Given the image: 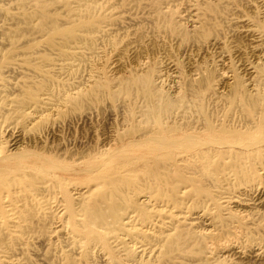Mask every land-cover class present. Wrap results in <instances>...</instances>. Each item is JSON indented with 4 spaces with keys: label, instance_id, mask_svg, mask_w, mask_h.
Here are the masks:
<instances>
[{
    "label": "bare ground",
    "instance_id": "obj_1",
    "mask_svg": "<svg viewBox=\"0 0 264 264\" xmlns=\"http://www.w3.org/2000/svg\"><path fill=\"white\" fill-rule=\"evenodd\" d=\"M201 3L203 6L202 7L203 12L201 13L199 8L195 9L196 20H194L191 29L186 28L183 25V22L180 20V18H178L171 11L163 10L161 6L157 3L152 4L153 7L152 22L154 23V25L159 30L167 31V33H170L172 36L175 34L178 36L181 35L182 39L187 43H192V45L193 43L194 44L196 43L197 47H199L198 51L199 52L200 50L202 51V55L198 51H197L198 53L196 52L193 53V54L196 53L195 55L198 57L199 55L203 57L210 56L209 53L212 52L210 51L212 50V48L218 49L221 47L223 48L227 45V43L225 41H222L221 37L219 36V33L221 31L218 28V26L220 25L219 23H217L218 20L212 18L211 17L212 15L210 16L209 14V13H213L215 15H218V19H220L219 14L225 12L226 6L224 7L223 5L215 3L212 0H202ZM245 5L246 4H244V8ZM248 5L249 8L251 9L256 8L252 4H248ZM110 7H112L110 4L106 2L100 3L99 0H22L21 3H19V8L21 9L20 12L18 13V15L16 12L17 16H13V17L17 20L18 23H24L25 27L22 28V33L24 35L28 33L39 34L40 37H42V39L36 40L24 36V38L20 40L19 35H14V34L4 35V33H3L4 37L0 38V48H5L6 46L11 47L7 52H4L2 51V49H0V79L6 74H14L18 72H19L18 74H20L21 76L22 74L24 75L27 74L34 76L36 78L34 80L31 79L32 81L22 83L23 85L19 89V92H17L18 94L16 95V97L15 94L13 93L15 97V99L13 100L14 101L13 103H15L14 105L15 108L13 109L18 111V114H20L19 116L20 119L22 120V123L27 124L28 122L31 121L36 122L41 117V115L47 111L49 112L57 111V113L60 112L64 113L65 111L62 112L63 111L62 109L65 106H67L68 103L69 104L72 103L74 105L72 106L74 107V109L81 110L85 107L86 104H88L86 102L89 98L100 100L105 96L109 97L112 100L119 101L120 99L125 104L129 105L131 111L129 112L128 117L130 119L136 115L137 110H135V108H137L138 106L140 110V114L145 116L146 119L152 120L153 125L150 126V128L148 129H140L136 125L130 124L127 127V133H125L127 134L126 138L123 137L124 138L123 142H125L124 146L122 147L119 146L121 144L120 143L118 147L115 149H113L111 145H109L107 149L105 148V151L109 150V153L107 154L109 155V158H111L110 152L113 154L116 153L117 155L119 154L118 152H120L122 149L129 148L127 146H130V148L131 146L134 147L136 151H138V149L139 150L147 149L148 151L147 150L146 151L149 152V154H151V159L148 161L145 167V176L142 177L141 181L143 182V184L146 185V188L149 190L150 193L137 197V193H135V190H132L133 189L132 185L134 184V181H132V179H130L128 175L125 174L120 175L118 172L112 171V173L109 172L110 174L107 176L104 175L93 176L96 178H93L92 181L97 183L89 184V186L86 187L87 188L86 190L81 189L76 199L72 200L70 204L67 205L68 212L65 211L68 213L67 220H69V222L65 221L66 226L63 225V227L68 228V231L71 234L69 238L71 243L77 245L78 248L81 249L86 255H89L91 250L94 247L96 248L95 246L96 243L106 242V245L111 250L109 252L113 253V255L111 256L110 264H123V263L129 264V262H137L140 259H142V256H144V254L146 253L151 254L153 251H155L154 248H160L161 251L159 252V255L161 257L167 258L170 261H173L175 264H184L185 257L182 256L181 254L182 252H187V251L191 252L192 258L198 264H211V261L223 249L230 246V247H234L233 250L235 251V249H240L241 244L251 247L252 251L251 252L249 251L250 252L249 255L257 256L258 253L256 248L261 247L262 240L261 239L258 240V238L255 239L252 236V231L246 230V226L250 224H254L250 219L252 218L254 219L255 215L253 214V216H250L249 218V214L245 213L246 211H249L248 209L252 211L253 210L251 209L252 207L251 208L249 207L247 210L245 209L246 211L244 210V212L240 211L241 209L238 211L237 208L233 210L232 207H230L228 209L230 210L229 215L227 217L220 216L219 221L217 222L214 221L215 217L210 218L211 214L209 215V218H207V216H205V211L203 209L202 211H198V212L194 211L193 214H196L195 219H198L201 222L203 221L205 222V224L208 223V225H210L208 227H211L212 225L220 224L221 226H224L227 229H229L228 232L230 235L236 237V240L235 238L233 240L232 236L227 235L231 237V238L228 237L229 240L228 238L225 237V239L228 241L225 240L226 242H222V241L219 242L218 240L221 239L220 238L221 236L219 237L217 233V237H218L217 241L219 243L216 240L215 242H213L216 236L217 229L216 231H214L215 229L205 230L206 227L203 225L204 230L200 229L198 231V230H194L193 228L181 225L180 223L177 222L167 223L163 219H158L154 217L159 216V213H157V211L168 210L167 208L170 207L169 205L170 201L174 204V206L178 207L182 203H184L186 198H189L190 200H192L193 206L206 207L205 201L209 199L208 197L209 192L207 191V189H205L203 180H205L208 176L210 179L209 181H211L212 183L218 182L220 178L219 174L227 173V171L232 172L235 179H237L238 183L245 184L250 190L258 192L257 195L259 194L258 197L260 199L258 204L259 207L263 209L261 215H264V188L258 187L259 184L261 183L260 179L263 176V174L260 172V169L261 166L264 165V46L261 49L258 48L259 45H262L264 43V18H260L259 22H257V26L260 29L257 32L256 30H254V24L251 22V20H246L245 22L240 21L243 24L242 26L245 27V29L242 30V32L238 31L240 34L237 33V35H240L241 38L244 39L246 38L245 42H247L248 40L249 43L248 45L244 43H240L238 46L232 45L233 46L232 48H234L233 50H235V55L238 57V60L242 62L241 66L243 67L244 73H246L247 78H245L243 72L239 70L241 66L240 68H237L238 67L237 65L235 69H232V71H230L232 73L230 75L229 74L227 75L226 73H228L227 71L229 69L225 73L224 70H222L223 67L221 68L219 65L218 66L220 68H217L214 64L213 65L210 64L211 66L209 65V67H207L206 66L207 62L205 61L207 58L206 59L204 58V61L206 62L205 66H202L200 61L199 65L202 66V68L200 67L201 69L196 68V66L199 67V65H196L194 68H192L189 66L190 64L189 63L187 65L190 68L186 69L187 73L186 72L184 73V69L182 70V68L179 66V63L177 62V61L180 62V60L177 59L176 61V58L180 57V56L177 57L178 54L180 55L179 53L180 50L178 51V49L176 48L177 49V50L175 49L176 51H171L170 49L172 48L169 47V49H165L166 51H164V53L167 52L166 54L167 56L165 55L166 58L163 57L165 59L163 60L165 64L164 66L166 67L172 66L175 69H178V73H181L182 75L187 74V87L185 89L186 92H188V94L178 97L173 95L174 93L164 94L163 86L159 82V79L163 78L162 72L165 68L161 65V63L163 62H160L159 64L157 60L151 59L150 57L153 54H151L150 57L147 56L150 47H145V46L138 47L140 46V41H139L137 47H131L130 43L131 44L133 43L127 42L125 44L123 43L124 45L119 46L115 49L116 54L114 60L112 59L113 60L112 68L116 72L113 74H109L110 72L108 70L102 69L101 66H100L101 68L97 67L95 68V70L93 71L91 70L92 73L90 75L88 74L89 75L88 81L86 80L88 82L87 85L82 86L81 84L78 87H76V90L70 89L69 88L70 86L67 88V85L63 83L56 82V80L54 79L55 77L58 78L60 76L67 75L71 70H73L75 66H77V64H79L84 59H86V57H89L90 59L91 57H96L97 55H100V48H101L100 43L115 44L117 42L114 35L115 30L112 26H116L118 23L116 22V20H114L113 14L107 11V9H109ZM256 13L258 14V11ZM255 16L257 15L255 14ZM2 17L4 18V16ZM191 22L190 25L192 24ZM3 31H5V29ZM234 36L236 35L234 34ZM236 38L237 40H242V39H238L240 37H236ZM155 40L156 39H154V41ZM160 42L161 40L159 41V43ZM233 42L235 43V41ZM155 43L153 44V46L156 49ZM237 43H239V41ZM163 44L166 45L164 42ZM163 44L161 43L162 47H164ZM189 46H191V44H189ZM186 47L188 46H186L185 43V48ZM19 50H21V52H19ZM215 50L214 52L217 51L220 52V50L217 51ZM184 51L183 54L185 53ZM188 52L191 54V51L188 50ZM211 54L213 55V53ZM248 54L253 59L251 63H249L247 60L248 58H246ZM20 55L25 57L19 58ZM215 55H217V53ZM191 58L192 57L189 56L187 59L186 58L185 59L191 60ZM219 58H221V55ZM224 58H226L227 60V57ZM229 58L230 57H228V63L229 60L231 59ZM126 59L127 60L130 59L131 61H133L134 65L131 70L128 71V69H126L128 72H125L124 74L120 75L119 73L121 71L123 72L125 71L124 69L126 67L125 65ZM209 59L210 58H208V60ZM211 59H214V57H212ZM226 60L224 61L226 62ZM197 62L198 61L194 63ZM90 63L93 62L91 61ZM233 65L231 67H233ZM168 69L166 68V70ZM224 69H226V67ZM173 70H172V74L174 73ZM180 86L178 88V92L181 91L182 86L181 87ZM168 88L170 87H167V89ZM183 90H184V85H183ZM3 92L5 91L3 90ZM6 93L11 94L8 92ZM224 95L231 96L230 97L231 108L225 111L212 109L209 103L204 102L205 100L212 102L213 99ZM2 99L4 98H1V100ZM5 105H7V103ZM88 105H86V107ZM28 109H32V111L30 112L29 110L28 112ZM67 111L69 110L67 109ZM52 116L53 115H51V117ZM12 120H14V118ZM45 122L46 121H44V123ZM7 124H10L9 120ZM52 124L49 125L47 124L46 130L48 132L52 130V126H51ZM18 125H20V123H18ZM15 129H17V127ZM8 130L1 129L0 127V222L6 224L8 229L11 231L12 227L16 223L15 221L16 218L19 219L24 218L27 220V218L34 215L35 210H30L31 208L28 209L27 205H35L39 203L38 201L40 198L39 197L40 193L46 192L50 189L52 183L54 182V178L52 177L53 176L52 172H50L54 164L52 163L53 159L49 164L50 160H48L46 156L42 155L40 151H39L40 153L36 150L34 151L32 147H31L32 149L31 151L29 149L27 150L26 144L24 145V141L21 140L20 138L9 139V136L12 134L7 135V133H9ZM28 138L29 136L26 139ZM34 138L36 144L37 143L40 144L41 138L38 135L35 136ZM34 138H32V140ZM48 139H50V136ZM64 140H63V144H64ZM55 141L57 142V139ZM107 141L106 144L108 145L109 141L108 142ZM9 142L10 145H8ZM49 142L50 141L48 140V144ZM31 145H33V142ZM44 145L47 147V142ZM44 145L43 146L41 145L42 148L44 147ZM65 145L66 143L62 146ZM115 145L114 147L117 146ZM64 149L63 151H65ZM74 151L75 150L71 152ZM75 152L77 153V150ZM79 152L82 151L80 150ZM64 153H66V151ZM127 153L124 152V154ZM68 155L69 154H67V156ZM128 155H130V153ZM102 157L100 156V158L104 159V156ZM101 161L104 162L103 160ZM101 161L97 163L100 166L102 163ZM47 162L50 167L45 166ZM56 164L58 167V165H60L61 163L58 164L56 162ZM70 165L73 166L74 164H70ZM72 166H70V168ZM57 167L55 166L53 168H57ZM60 167L64 168V165L63 166L60 165ZM91 167H93V165H91ZM95 167L97 168V165ZM65 168L67 167L65 166ZM76 168H78L77 170H80L79 166ZM86 169L87 168L85 167V170L84 168L81 170L86 171ZM53 171H55V169H53ZM68 171L69 170H67V174ZM76 173L74 172V174ZM46 177L47 179H45ZM101 181H105L106 183V188L102 190L98 189V186L101 183ZM190 185L193 186L195 185V187H197L198 189V190L196 189L197 192L188 193L184 195L185 189L188 188V186ZM64 189L67 190L68 188L66 187ZM62 190L63 188L61 189V191ZM74 190H77V188ZM67 195L69 196V194ZM233 204L236 203L234 202ZM230 206H231V202H230ZM244 206H240L239 208L241 207L245 208L246 206L245 207ZM153 209H157V210L154 211ZM14 211L19 212L18 214L19 217L14 216L13 214ZM133 213L139 214L138 220L140 221V223H142L140 224V227L139 224L137 225L136 222L134 223L135 219L133 220L134 217ZM257 214L258 212L256 213V215ZM163 217H165V215H163ZM257 218H259L260 221V215H258ZM236 220H237V224H235ZM147 222L148 225H146ZM30 226L28 227L25 226V227L26 229H28ZM32 228L34 227L32 226ZM29 229H31V227ZM223 230L225 231V229ZM263 230L261 229V231ZM49 231L51 230L49 229ZM209 238H213L212 239L213 241L211 239H210L211 241H207V239L209 240ZM237 240L240 242H238ZM111 242H115L117 244L114 245ZM237 243L240 245L236 246ZM137 245L139 246L140 250L139 249L137 250L138 248L136 247ZM116 247H119L120 250L116 251L115 249ZM1 248L3 250L0 251V264H22L17 257L19 254H23V250L20 248L17 249L16 247H15L16 249H14V244H12L9 241H6L5 237H3L0 233V249ZM59 250H61V248ZM175 250L178 251L179 253L170 254ZM225 252L226 250L224 251V253ZM114 254L121 255V258L116 257V255ZM239 254L243 256L242 258H244V255L247 256V254L243 253V251L240 252ZM259 254H261V252ZM64 258H65V264H76L75 260L71 256L65 255ZM80 263H82L81 259H80ZM32 264H43V263L37 260Z\"/></svg>",
    "mask_w": 264,
    "mask_h": 264
},
{
    "label": "rangeland",
    "instance_id": "obj_2",
    "mask_svg": "<svg viewBox=\"0 0 264 264\" xmlns=\"http://www.w3.org/2000/svg\"><path fill=\"white\" fill-rule=\"evenodd\" d=\"M19 1V2H18ZM22 0H0V38L4 37V35L7 34H14V35H19L20 36V40H22L25 37H29L30 39H36V40H41L42 37H40L39 34H23L22 33V28L25 27L24 23H18L17 20L13 17V16H17L18 13L20 12V8H19V3H21ZM139 1V2H137ZM198 1V2H197ZM215 3L221 4L225 7V12L219 14L220 19H218V15H215L213 13H209L210 16L216 20H218L217 23H219L220 25L218 26V28L220 29V33L219 36L221 37L222 41H225L227 43V45L225 47H221V48H212L211 53H213V55L211 53H209L210 56H201L202 55V51L200 50V52L198 51L199 47H197V44L193 43H187L182 39L181 35H171L170 33H167V31H163V30H159L154 23L152 22V18H153V7L152 4H159L161 6V8L163 10L166 11H171L172 13H174L178 18H180V20L183 22V25L186 28L191 29L194 23V20H196L195 17V9L199 8V10L201 11V13L203 12L202 9V0H99L100 3H108L110 4L112 7H110L109 9H107V11L111 14H113V18L114 20H116V22L118 23L116 26H112L114 28V35H115V39L117 40V42L115 44H111V43H100V55H97L96 57H91L89 59V57H86V59H84L82 62H80L79 64H77V66H75L73 68V70H71L67 75H63L60 77H55L54 79L56 80V82H60L63 83L65 85H67V88L69 87L72 90H76V87H78L79 85L82 84V86L87 85V81L89 78V75L92 73L93 70H95V68L97 67H102V69L104 70H108L110 73L109 74H113L116 71L113 70L112 66H113V60L115 58V54H116V48L119 46L124 45L127 42H132L133 44L130 43L131 47H137V45L139 44L140 41V46H145V47H150V50L148 51L147 56L150 57L151 54H153V58L152 56L150 57L153 60H157V62H163V60H165L164 58H166V54L167 52L164 53V51H166L165 49H169L170 48H174L173 50L170 49L171 51H176L178 49L180 55L178 54V56H180L179 58H176L180 60L177 61L179 63V66L182 68V70L184 69V73L187 71L186 69H189L190 67L194 68L196 65L200 64L201 61V65L205 66L206 62V66L209 67V65H215L217 68H222V70H224V72L226 73V71L228 73H226L227 75L231 74L232 69H235V67L240 68V66L242 65V62H240L238 60V57L235 55V50H233L234 48H232L234 46H238L240 43H244L248 45V40L246 41V38H241L239 32H242V30L245 29V27H243L241 22H245L246 20H251V22L254 24V30L259 31L260 29L257 26V22H259L260 18H264V0H212ZM226 1V2H224ZM241 1V2H239ZM249 1V2H248ZM259 1V2H257ZM3 2V3H2ZM8 2V3H7ZM5 3V4H4ZM259 3V4H258ZM148 4V5H147ZM244 4H246L249 8L248 4H252L253 6H255V9H251V8H247V6L245 5L244 8ZM136 5V6H135ZM145 5V6H144ZM199 5V6H198ZM258 5V7H257ZM263 7H262V6ZM7 6V7H5ZM16 6V7H14ZM147 6V7H146ZM3 7V8H2ZM7 8V9H6ZM16 8V9H15ZM137 8V9H136ZM247 8V9H246ZM142 9V10H141ZM144 9V10H143ZM231 9V10H230ZM3 10V12H2ZM6 10V11H5ZM123 10V11H122ZM136 10V11H135ZM146 10V11H145ZM148 10V11H147ZM152 10V11H150ZM252 10V11H251ZM135 11V12H134ZM239 11V12H238ZM254 11V13H253ZM258 11V14L256 13ZM2 12V13H1ZM5 12V13H4ZM13 12V13H12ZM17 12V15H16ZM140 12V13H139ZM145 12V13H144ZM234 13V14H233ZM237 13V14H235ZM263 13V14H261ZM3 14V15H2ZM249 14V15H248ZM255 14L257 16H255ZM192 15V16H191ZM214 15V16H213ZM254 15V16H253ZM4 16V18L2 17ZM194 16V17H193ZM189 17V18H188ZM225 17V18H223ZM247 17V18H246ZM133 18V19H132ZM151 18V19H150ZM236 18V19H235ZM254 18V19H253ZM2 19V20H1ZM9 19V20H7ZM256 19V20H255ZM15 20V21H14ZM125 20V21H124ZM150 20V21H148ZM189 20V23H188ZM6 21V22H5ZM192 21V22H191ZM241 21V22H240ZM15 22V24H14ZM129 22V23H128ZM190 22L192 23L190 25ZM133 23V24H132ZM233 25H232V24ZM237 23V24H236ZM125 24V25H124ZM135 24V25H134ZM188 24V25H187ZM241 24V25H239ZM256 24V26H255ZM19 26V27H18ZM122 26V27H121ZM190 26V27H189ZM231 26V27H230ZM240 26V27H239ZM110 27V26H108ZM243 27V28H242ZM2 28V29H1ZM116 28V29H115ZM131 28V29H130ZM240 28V29H239ZM5 29V31H3ZM12 29V30H11ZM233 29V30H232ZM9 30V31H8ZM15 30V31H14ZM117 30V31H116ZM139 30V32H138ZM230 30V31H229ZM232 30V31H231ZM237 32H236V31ZM2 31V32H1ZM18 31V33H17ZM145 31V32H144ZM239 31V32H238ZM8 32V33H7ZM125 32V33H124ZM142 32V33H140ZM144 32V34H143ZM234 32V33H233ZM4 33V35H3ZM22 33V34H21ZM132 33V34H131ZM146 33V34H145ZM223 33V34H222ZM232 33V34H231ZM222 34V35H221ZM234 34L236 36H234ZM142 35V36H141ZM225 35V36H224ZM23 36V37H22ZM141 36V37H140ZM234 36V38H233ZM230 37V38H229ZM236 37H240L238 39H242V40H237ZM134 38V39H133ZM138 38V39H135ZM151 40H150V39ZM156 39L154 41V39ZM149 39V40H148ZM236 39V40H235ZM135 42H133V41ZM144 40V41H143ZM147 42H146V41ZM161 40V42L159 43V41ZM166 42H165V41ZM228 40V41H227ZM184 41V42H183ZM235 41V43L233 42ZM239 41V43H237ZM242 41V42H241ZM143 42V45H142ZM149 42V43H148ZM156 42V43H155ZM163 42L166 44L164 45ZM233 44H231V43ZM124 43V44H123ZM146 43V44H145ZM155 43L156 49L154 48L153 44ZM159 43V44H157ZM161 43L163 44L164 47H162ZM169 43V44H168ZM185 43H186V47L185 48ZM104 44V45H103ZM136 44V45H135ZM173 44V45H171ZM189 44H191V46H189ZM230 46H229V45ZM237 44V45H235ZM133 45V46H132ZM149 45V46H148ZM151 45V46H150ZM195 45V46H194ZM105 46V47H104ZM174 46V47H173ZM262 46V47H261ZM264 43L262 45H259V49L263 48ZM111 47V48H110ZM113 47V48H112ZM154 49H153V48ZM159 47V49H158ZM162 47V48H161ZM167 47V48H165ZM191 47V48H190ZM195 47V48H194ZM11 47L6 46L5 48H0L2 49V51L7 52ZM164 48V49H163ZM177 48V49H176ZM180 48V49H179ZM189 48V49H187ZM227 48V50H226ZM105 49V50H104ZM176 49V50H175ZM187 51H186V50ZM197 49V50H195ZM216 49V50H215ZM103 54H102V51ZM113 50V51H112ZM153 50V51H152ZM156 50V53H155ZM158 50V51H157ZM182 50V51H181ZM185 50V51H184ZM191 51V54L188 52ZM217 50V52H214ZM224 50V51H223ZM163 51V52H162ZM183 51L186 53L183 54ZM201 53V55L196 56V53ZM226 51V52H225ZM228 51V53H227ZM19 52H21V50H19ZM152 52V53H151ZM194 52H196L195 54H193ZM219 52V53H218ZM225 52V53H222ZM234 54H233V53ZM163 53V54H162ZM217 53V55H215ZM102 54V55H101ZM107 54V55H106ZM155 54V55H154ZM183 54V55H182ZM225 54V56H224ZM231 54V55H230ZM233 54V55H232ZM166 55V56H165ZM188 55V56H187ZM212 55V56H211ZM221 55V58H219ZM223 55V56H222ZM229 55V56H228ZM235 55V56H234ZM105 56V57H104ZM187 59L189 56H191L193 58H191V60H186L184 57ZM25 56L20 55L19 58H23ZM101 59H99V58ZM104 57V59H103ZM164 57V58H163ZM212 57H214V59L218 62H216L214 59H211ZM227 57V60L226 58ZM228 57H230L229 59V63H228ZM94 58V59H92ZM155 58V59H154ZM184 58V59H183ZM203 58V61H202ZM204 58L206 59L204 61ZM208 58H210L208 60ZM233 58V59H232ZM248 58V62L251 63L252 62V58L251 56L248 54L247 57ZM88 59V60H87ZM113 59V60H112ZM160 59V60H158ZM201 59V60H199ZM102 60V61H101ZM108 60V62H107ZM112 60V61H111ZM183 60V61H182ZM214 60V61H213ZM221 60V61H220ZM226 60V62L224 61ZM232 60V61H231ZM238 60V62H237ZM93 63H90V62ZM130 59H126V67H125V71H121L119 74H124L125 72H128L129 70L132 69L134 63L133 61H131L130 64ZM188 61V62H186ZM198 61L197 63H194ZM211 61V62H210ZM225 63H224V62ZM89 62V64H88ZM99 62V64H98ZM193 62V64H192ZM220 62V63H219ZM223 62V63H222ZM236 62V64H235ZM255 62V61H254ZM86 65H84V64ZM128 63V64H127ZM190 63V64H189ZM209 63V64H208ZM235 65H233V64ZM96 64V65H95ZM111 64V65H110ZM189 64V66L187 65ZM80 65V66H79ZM161 65L164 68L162 75L163 78L159 79V82L162 84L163 86V91L164 94H173L175 96H184L187 95L188 92H186V87H187V74L186 75H182L181 73H178V69H175L174 67H166L164 66V62L161 63ZM193 65V66H192ZM199 65L196 66V68L201 69L202 66ZM210 65V66H211ZM220 67H219V66ZM222 65V66H221ZM225 65V66H223ZM230 67H229V66ZM233 65V67H231ZM186 66V67H185ZM228 66V67H227ZM251 66V65H250ZM86 67V68H85ZM94 67V68H93ZM100 67V68H101ZM104 67V68H103ZM201 67V68H200ZM226 67V69H224ZM91 68V69H90ZM166 68H170V69H174V73L172 74V70L168 69L166 70ZM231 68V69H230ZM89 71H88V70ZM128 69V71L126 70ZM92 70V71H91ZM241 72H243L244 77L247 78L246 73H244V69L241 66V68L239 69ZM83 71V72H82ZM168 73H166V72ZM177 71V72H176ZM82 72V73H81ZM112 72V73H111ZM19 73V72H18ZM18 73H14V74H6L5 76H3L0 79V124H1V129H9L10 127V131L8 130L9 133H7V135L9 136V139H21L24 141V145L26 144V148L27 150L29 149L30 151L33 149L34 151H40L42 155L46 156L48 158L49 164L51 163L52 159V163L54 164L53 167H57V164H60L61 166L64 165L67 168H63L60 167V165H58L57 168H53L50 172H52V177L54 178V182L52 183L50 189L46 192H42L40 193V198H39V203L35 204V205H27V208L30 210H35V213L33 216L24 219V218H16V223L15 225L12 227V230L10 231L7 227L6 224L0 222V233L3 237H5L6 241L11 242L12 244H14V249H22L23 250V254H19L18 255V259L22 264H32L35 261L39 260V262H42L43 264H65V255H69L71 256L76 264L78 262V264H83L84 262L86 264H110V260H111V256L113 255V253L109 252L111 251L110 248L106 245V242H98L95 244L96 248L94 247L89 255H86L81 249L78 248L77 245H74L73 243H71L70 241V233L68 231V228L63 227L66 226V222L67 217H68V207L67 205L70 204V202L74 199H76L77 195L79 194V191L81 189L86 190L89 186V184L92 183H97L92 181L93 176L96 175H104L107 176L110 173L113 172H118L120 175L121 174H125L128 175V177L130 179H132V181H134L133 189L135 190V193H137V197L142 196L144 194H149V190L146 188V185L143 184V182L141 181L142 177L145 176V167L148 163V161L151 159V154H149V152H147V149H138V151H136V149L134 147L131 146H127L130 148H124L122 149L120 152H118L119 154L116 155V153H111L110 152V157L109 155H107L109 153L108 151H105V148L107 149L109 147V145H111V147L113 149L117 148L118 145L119 146H124L125 142L124 138H126L127 134V127L131 124V125H136L138 128L140 129H148L150 128V126H152V120L146 119L145 116L140 114V110L139 107L137 106V108H135V110H137L136 115L133 118H129L128 114L131 111V108L129 105L125 104L122 100L119 99L118 100H112L109 97L105 96L103 98H101L100 100H95V99H91L89 98L87 100L86 105H88L86 107L78 110V109H74V106L72 103H68L67 106H65L62 110V112L64 113H57V111L54 112H44L47 114H42L41 117L36 121H31L28 122L27 124L22 123V120L20 119V114H18V111L14 110L13 108L15 103H13L16 95L18 94L17 92H19V89L21 88V86L23 85L22 83L25 82H29L32 81L34 79H36L34 76L31 75H27V74H22V76ZM80 73V74H79ZM187 73V72H186ZM75 74V75H74ZM89 74V75H88ZM167 74V75H165ZM177 74V75H176ZM8 75V76H7ZM12 75V76H11ZM165 75V76H164ZM171 75V76H170ZM11 76V78H10ZM19 76V77H18ZM173 76V77H172ZM180 76V77H179ZM16 77V78H14ZM72 77V78H71ZM167 77V78H166ZM177 77V78H175ZM185 77V79H184ZM18 78V79H17ZM169 78V80H168ZM172 80H171V79ZM180 78V79H179ZM27 79V80H25ZM32 79V80H31ZM38 79V78H37ZM59 79V80H58ZM82 79V80H81ZM175 79V81H174ZM183 79V80H182ZM8 80V81H7ZM17 80V81H16ZM24 80V81H23ZM58 80V81H57ZM87 80V81H86ZM167 80V81H166ZM181 80V81H179ZM19 81V82H18ZM22 81V82H21ZM171 81V83H170ZM175 82V83H174ZM184 82V83H183ZM84 83V84H83ZM169 84V85H168ZM3 85V86H2ZM14 85V86H13ZM181 87V91L178 92V88L179 86ZM183 85H184V90H183ZM16 86V87H15ZM178 86V87H177ZM4 87V88H3ZM74 87V88H73ZM167 87H170L167 89ZM2 89V90H1ZM6 89V90H5ZM166 89V90H165ZM177 89V90H176ZM3 90L5 92H3ZM10 90V91H9ZM13 90V91H12ZM18 90V91H17ZM183 90V91H182ZM169 91V93H168ZM177 91V92H176ZM2 92V94H1ZM11 93V94H7ZM171 92V93H170ZM185 92V93H184ZM6 95H5V94ZM13 93L15 94V97L13 95ZM5 95V96H4ZM8 95V96H7ZM13 95V96H12ZM3 96V97H2ZM222 97V98H221ZM230 97L229 95H224V96H219L218 98H215L211 101H204L206 103H209L212 109H218L219 111H225L229 108H231V101H230ZM1 98H4L1 100ZM8 98V99H6ZM6 99V100H5ZM10 100V101H7ZM93 100V101H92ZM5 101V103H4ZM114 103H113V102ZM10 102V103H9ZM12 102V103H11ZM90 102V103H89ZM2 103V104H1ZM4 105L7 103V105ZM223 103V104H222ZM10 104V105H9ZM3 105V106H2ZM92 107H91V106ZM112 105V106H111ZM7 106V107H6ZM223 106V107H222ZM225 106V107H224ZM228 106V107H227ZM6 107V108H5ZM9 107V108H8ZM69 107V108H68ZM219 107V108H218ZM12 108V109H11ZM28 108V107H26ZM7 109V110H6ZM67 109L69 111H67ZM89 109V110H88ZM122 109V110H121ZM124 109V110H123ZM32 111V109H28V112ZM71 110V111H70ZM6 111V112H5ZM88 111V112H87ZM112 111V112H111ZM114 111V112H113ZM125 111V112H124ZM9 112V113H8ZM14 112V113H13ZM17 112V113H16ZM70 112V114H69ZM75 112V113H74ZM78 112V113H77ZM6 113V114H5ZM56 115H55V114ZM84 113V114H83ZM11 114V115H10ZM61 114V115H60ZM65 114V115H64ZM90 114V115H89ZM3 115V116H2ZM14 115V116H13ZM45 117H44V116ZM48 115V116H47ZM51 115H53L51 117ZM72 115V117H71ZM6 116V117H5ZM11 116V118H10ZM19 116V117H18ZM139 116V117H138ZM4 117V118H3ZM17 117V118H15ZM60 117V119H59ZM65 117V119H64ZM14 118V120H12ZM50 118V119H49ZM52 118V119H51ZM67 118V119H66ZM3 119V120H2ZM6 119V120H5ZM11 119V122H10ZM16 119V120H15ZM54 119V120H53ZM72 119V120H71ZM133 119V120H132ZM135 119V120H134ZM9 120V123L11 124H7ZM20 120V121H19ZM51 120V121H50ZM53 120V121H52ZM65 120V121H64ZM16 121V122H15ZM18 121V122H17ZM44 121H46L44 123ZM67 121V122H66ZM76 121V122H75ZM134 121V122H133ZM144 121V122H143ZM54 122V123H53ZM71 122V123H70ZM17 123V124H16ZM18 123H20V125H18ZM32 123V124H31ZM35 123V124H34ZM52 124V132H48L46 130V126L47 124ZM60 123V124H59ZM70 123V124H69ZM77 123V124H76ZM120 123V124H119ZM141 123V124H140ZM8 127H7V125ZM34 124V125H33ZM42 124V125H41ZM68 124V125H66ZM126 124V126H125ZM41 125V126H40ZM65 125V126H64ZM70 125V126H69ZM20 126V127H19ZM30 126V128H29ZM40 126V127H39ZM61 126V127H60ZM67 126V127H66ZM7 127V128H6ZM13 127V128H12ZM17 127V129H15ZM28 127V128H27ZM45 127V128H44ZM71 127V128H70ZM143 127V128H142ZM41 128V129H40ZM54 128V129H53ZM15 129V130H14ZM25 129V130H24ZM31 129V130H30ZM33 129V130H32ZM43 129V130H42ZM57 129V130H56ZM63 129V130H62ZM68 129V130H67ZM121 129V130H120ZM39 132H38V131ZM46 130V131H45ZM61 130V131H60ZM114 130V132H113ZM24 131V132H23ZM34 131V132H33ZM37 131V132H36ZM59 131V132H58ZM12 132V133H10ZM15 132V134H14ZM22 132V133H21ZM36 132V133H35ZM41 132V133H40ZM57 132V133H56ZM24 133V135H23ZM43 133V135H42ZM52 133V134H51ZM56 135H55V134ZM60 133V134H59ZM118 133V134H117ZM21 134V135H20ZM29 134V135H28ZM32 134V135H30ZM36 134V135H35ZM40 134V135H39ZM112 134V135H111ZM122 134V137H121ZM125 134V135H124ZM34 135V136H33ZM39 136L41 139L40 144L35 142V136ZM50 136V139L49 136ZM53 135V136H52ZM55 135V136H54ZM60 135V136H59ZM29 136L28 139H26ZM34 138L32 140V138ZM63 138H62V137ZM112 136V137H110ZM115 136V137H114ZM23 139H22V138ZM48 137V138H47ZM52 137V138H51ZM55 137V138H53ZM118 137V138H117ZM124 137V138H123ZM31 138V140H30ZM65 138V140H64ZM57 139V142L55 141ZM62 139V140H61ZM113 139V140H112ZM118 139V140H117ZM44 140V141H43ZM48 140L50 141L48 144ZM59 140V141H58ZM63 140H64V144L66 143V147L62 146L63 144ZM109 142H108V141ZM30 144H29V142ZM52 141V143H51ZM104 141V142H103ZM106 141L109 143L108 145L106 144ZM33 142V145H31ZM35 142V143H34ZM47 142V147L44 145ZM100 142V144H99ZM28 143V144H27ZM44 143V144H43ZM55 143V144H54ZM59 143V144H58ZM61 143V144H60ZM123 143V144H122ZM36 144V145H35ZM53 144V146H52ZM102 144V145H101ZM113 144V145H112ZM117 146H116V145ZM8 145H10V142L8 143ZM28 145V146H27ZM44 145V147L42 148V146ZM55 145V146H54ZM61 145V146H60ZM114 145L116 147H114ZM30 146V148H29ZM38 146V149H37ZM49 146V147H48ZM52 146V147H51ZM103 146V147H102ZM32 147V149H31ZM36 147V148H35ZM46 147V149H45ZM58 147V149H57ZM63 147V148H62ZM25 148V149H26ZM42 148V149H41ZM48 148V150H47ZM56 148V149H55ZM65 148V149H64ZM95 148V149H94ZM104 148V149H103ZM111 148V149H112ZM55 149V150H54ZM62 149V150H61ZM63 149L66 151V153H64L65 151H63ZM128 149V150H127ZM135 149V150H134ZM73 150H77V153L71 152ZM82 152H79V151ZM85 150V151H84ZM88 150V151H87ZM142 150V151H141ZM147 150V151H146ZM68 151V152H67ZM93 151V152H92ZM99 151V152H98ZM146 151V152H145ZM39 152V153H40ZM86 154H85V153ZM89 152V153H88ZM122 152V153H121ZM129 152L130 155L124 154ZM45 153V154H44ZM49 153V154H46ZM71 153V154H70ZM79 153V154H78ZM138 153V154H137ZM66 154V155H65ZM67 154H69L67 156ZM74 154V155H73ZM77 154V155H76ZM84 154V156H83ZM113 154V155H112ZM48 155V156H47ZM62 155V156H61ZM112 155V156H111ZM73 156V158H72ZM81 156V157H80ZM100 156H104V159L100 158ZM126 156V157H125ZM50 157V159H49ZM69 157V158H68ZM103 160L104 162L101 163V166L97 163H99V161L96 160ZM133 158V159H132ZM64 159V160H63ZM110 159V160H109ZM91 160V161H90ZM108 160V161H107ZM55 161V163H54ZM96 161V162H95ZM87 162V163H86ZM94 162V163H93ZM63 163V164H62ZM66 165H65V164ZM84 165H82V164ZM48 162L45 164V166H49ZM56 164V165H55ZM70 164H74L73 166ZM88 164V165H87ZM93 165V167H91V165ZM72 166L70 168V166ZM78 165L81 169L85 167L87 168L86 171L84 170H77ZM97 165V168L95 167ZM104 165V166H103ZM129 165V166H128ZM12 166V164H11ZM83 166V167H82ZM100 166V167H98ZM50 167V166H49ZM75 167V168H74ZM90 167V168H89ZM63 168V169H62ZM70 168V169H68ZM93 168V169H92ZM121 168V169H120ZM53 169H55V171H53ZM60 169V171H59ZM73 169V170H72ZM90 169V170H89ZM63 170V171H62ZM67 170L68 174H67ZM74 171L76 174H74ZM90 171V172H89ZM120 171V172H119ZM58 172V173H57ZM72 172V174H71ZM84 172V173H83ZM110 172V173H109ZM260 172L263 174V176L260 179V184L258 187L260 188H264V165L261 166ZM82 173V174H81ZM57 175V176H56ZM82 175V176H81ZM60 176V177H59ZM220 178L218 180V182H214L212 183L211 181H209V177L207 176L206 179L208 180H203V184L205 189H207V191L209 192V199L205 201V205L206 207H195L192 205V200H190L189 198H186L184 203H182L180 206L176 207L174 206V204L170 201L169 205L170 207L167 208L168 210L166 211H157V213H159V216H155L154 218H158V219H163L165 222H177L180 223L181 225H184L186 227H190L193 228L194 230H204L203 225L206 227V229H215L214 231H216V236L214 238V241L212 240L213 238H209V240L207 239V241H213L215 242V240H218L217 237V233L218 236L221 238H219L220 240H218L219 242H226L229 240L228 237L232 236L229 234V229H227L224 226H221L220 224L218 225H212L211 227H208L210 225H208V223L205 224V222H201L198 219H195V215L193 214L194 211L198 212V211H202V209L205 211V216H207V218H214V221H219V217H227L229 215L230 210H228L230 207H232V209L234 210L235 208L238 209V211H243L246 209H248L249 207L251 209H253L252 211L250 209H248L249 211H246L245 213L249 214V218L250 216H253V214L255 215V218L250 219L254 224H250L248 226H246V230L248 231H252V236L258 240L261 239L262 240V245L261 247H257V256H252L249 255L250 252L252 251L251 247L249 246H245L243 244H241L240 249H235V251L233 250L234 247H226L225 249H223L221 252H219L216 257L211 261V264H264V215H261V212H263V209L259 207V197L257 195L258 192H255L253 190H250L245 184H240L238 183L237 179H235L234 175L232 174V172H228L227 173H220L219 174ZM230 178V179H228ZM47 179V177L45 178ZM60 180V182H59ZM72 180V181H71ZM71 181V182H69ZM76 183V184H75ZM60 186V187H59ZM65 186V187H63ZM71 186V187H70ZM78 186V187H77ZM68 188L67 190L64 188ZM63 188V190L61 191V189ZM77 190H74L76 189ZM106 188V183L105 181H101V183L98 186V189L102 190ZM246 188V190H245ZM197 187H195V185H190L188 186V188L185 189V194L188 193H196ZM243 189V190H242ZM66 190V191H65ZM69 190V191H68ZM148 190V191H147ZM198 190V189H197ZM66 192V193H65ZM77 192V193H76ZM61 193V194H60ZM239 193V194H238ZM69 194V196L67 195ZM46 195V196H45ZM254 195V196H253ZM58 196V199H57ZM63 196V197H62ZM65 196V197H64ZM256 196V197H255ZM69 197V198H68ZM135 197V195H134ZM225 197V198H224ZM246 197V198H245ZM63 198V200H62ZM68 201H67V199ZM240 198V199H239ZM254 198V199H253ZM258 199V200H257ZM51 200V201H50ZM61 200V201H60ZM232 200V201H231ZM58 201V203H57ZM67 201V202H66ZM221 201V202H220ZM69 202V203H68ZM230 202H231V206H230ZM235 202L236 204H233ZM53 203V204H52ZM68 203V204H67ZM238 203V204H237ZM240 203V204H239ZM210 204V205H209ZM234 206H233V205ZM242 204V205H241ZM246 206H244V205ZM257 204V206H256ZM40 205V207H39ZM239 205V206H238ZM42 206V207H41ZM240 206H244L245 208ZM256 206V208H255ZM56 209H55V208ZM67 207V208H66ZM39 208V209H38ZM54 208V209H53ZM37 209V210H36ZM49 209V210H48ZM53 209V210H52ZM62 209V210H61ZM256 209V210H255ZM262 209V210H261ZM48 210V211H47ZM154 211H156L157 209H153ZM197 210V211H196ZM228 210V211H227ZM67 211V212H65ZM251 211V212H250ZM48 212V213H46ZM60 212V213H59ZM183 212V213H182ZM187 212V213H186ZM226 212V213H225ZM258 212V214L256 215V213ZM12 213V212H11ZM40 213V215H39ZM51 215H50V214ZM162 213V214H161ZM177 213V214H176ZM180 213V214H179ZM251 213V214H250ZM15 217H19V212L18 211H14L13 212ZM44 214V215H42ZM179 214V215H178ZM213 214V216H212ZM37 215V216H36ZM39 215V216H38ZM55 215V216H54ZM60 215V216H58ZM134 217V223L136 222L137 225L139 224L140 227V221L138 220L139 218V214L138 213H133ZM163 215H165V217H163ZM173 215V216H172ZM185 215V216H184ZM189 215V216H188ZM223 215V216H222ZM260 215V221L259 218H257V216ZM64 216V217H63ZM182 216V217H181ZM36 217V218H35ZM41 217V218H38ZM48 217V218H47ZM262 218V219H261ZM48 219V220H47ZM63 219V220H62ZM195 219V221H194ZM31 220V221H30ZM35 220V221H34ZM38 220V221H37ZM46 220V221H45ZM54 220V221H53ZM256 220V221H255ZM258 220V221H257ZM53 221V222H52ZM63 221V222H62ZM45 222V223H44ZM56 222V223H55ZM236 222V223H235ZM234 223L237 224V220ZM32 223V224H31ZM39 223V224H38ZM53 223V224H52ZM55 223V224H54ZM62 223V224H60ZM258 223V224H257ZM200 224V225H199ZM260 224V225H259ZM31 225V226H30ZM52 225V226H51ZM146 225H148V222L146 223ZM25 226H30L31 229H26ZM32 226L35 228H32ZM70 226V225H68ZM195 226V227H194ZM252 226V227H251ZM19 227V228H18ZM41 227V228H40ZM58 227V228H57ZM61 227V228H60ZM63 227V228H62ZM201 227V228H200ZM214 227V228H213ZM216 227V228H215ZM52 228V229H51ZM20 229V230H19ZM26 229V230H25ZM46 229V231H45ZM49 229L51 231H49ZM225 229V231L223 230ZM261 229L263 231H261ZM55 230V231H54ZM60 230V232H59ZM219 230V232H218ZM64 231V232H63ZM21 232V233H20ZM36 232V233H35ZM52 232V233H50ZM222 232V233H221ZM19 233V234H18ZM55 235H54V234ZM11 234V235H10ZM22 234V235H21ZM35 234V237H34ZM42 234V236H41ZM49 234V235H48ZM51 234V235H50ZM67 234V235H66ZM226 234V235H225ZM257 234V235H256ZM16 235V236H15ZM19 235V237H18ZM230 235V236H227ZM8 236V237H7ZM27 236V237H26ZM29 236V237H28ZM50 236V237H49ZM52 236V237H51ZM46 237V239H45ZM228 238V240L225 239ZM51 238V239H50ZM53 238V239H52ZM58 238V239H57ZM217 238V239H216ZM231 238V237H230ZM233 240L236 237L232 236ZM26 239V240H24ZM34 239V240H33ZM45 239V241H44ZM211 239V240H210ZM19 240V241H18ZM31 240V241H30ZM37 242H36V241ZM58 240V241H57ZM66 240V241H65ZM226 240V241H225ZM52 241V243H51ZM217 241V242H218ZM238 241V240H237ZM39 242V243H38ZM50 242V243H49ZM216 242V243H217ZM218 242V243H219ZM240 242V241H238ZM24 243V244H23ZM30 243V244H29ZM34 243V244H33ZM48 243V244H47ZM61 243V244H60ZM112 244L116 245L117 243L115 242H111ZM21 244V245H20ZM58 244V246H57ZM60 244V245H59ZM71 246H69V245ZM32 245V246H31ZM37 245V246H36ZM240 244L237 243L236 246H239ZM73 246V247H72ZM104 246V248H103ZM16 247V248H15ZM32 247V248H31ZM66 247V249H65ZM72 249H71V248ZM77 247V248H76ZM136 247L137 250L139 248V246L137 245ZM61 248V250L59 249ZM101 248V249H100ZM232 248V249H231ZM99 249V250H98ZM107 249V251H106ZM116 251H119V247L115 248ZM149 249V248H148ZM155 251H153L151 254H144V256H142V259H140L137 262H129V264H175L173 261L168 260L165 257H161L159 255V252L161 251L160 248H154ZM228 249V250H227ZM3 250L2 248L0 249V251ZM32 250V251H31ZM37 250V251H36ZM40 250V251H39ZM45 250V251H44ZM74 250V251H73ZM97 250V251H96ZM226 250V252L224 253V251ZM230 250V251H229ZM239 252H238V251ZM44 251V252H43ZM53 251V252H52ZM93 251V252H92ZM95 251V252H94ZM100 251V253H99ZM247 254L244 255V258H242L243 256L240 255L239 253L242 252ZM250 251V252H249ZM263 251V252H262ZM34 252V253H33ZM37 252V253H36ZM46 252V254H45ZM56 252V253H55ZM81 252V253H80ZM104 252V253H103ZM111 254H109V253ZM230 252V253H229ZM234 252V253H233ZM237 252V253H236ZM261 252V254H259ZM26 253V254H25ZM55 253V254H54ZM61 253V254H60ZM76 253V255H75ZM95 253V254H94ZM156 253V254H155ZM178 254V251H173L170 254ZM190 253V254H189ZM37 254V255H36ZM54 254V255H53ZM73 254V255H72ZM94 254V256H93ZM148 254V255H147ZM22 255V256H21ZM36 255V256H35ZM52 255V256H51ZM99 257H98V256ZM116 255V257H120L121 255ZM146 255V256H145ZM182 256L185 257V262L184 264H198L191 255V252L187 251V252H182L181 254ZM46 256V257H45ZM54 256V257H53ZM58 256V257H57ZM81 256V257H80ZM187 256V258H186ZM224 256V257H223ZM262 256V257H261ZM21 257V258H20ZM38 257V258H37ZM61 257V258H60ZM102 257V258H101ZM148 257V258H147ZM222 257V258H221ZM238 257V259H237ZM240 257V258H239ZM246 257V258H245ZM250 257V258H249ZM44 258V259H42ZM52 258V259H51ZM92 258V260H91ZM110 258V259H109ZM224 258V259H223ZM248 258V259H247ZM258 258V259H257ZM22 259V260H21ZM58 259V261H57ZM80 259L81 262L80 263ZM87 259V260H86ZM107 259V260H106ZM190 259V260H189ZM226 259V260H225ZM246 259V260H244ZM48 262H47V261ZM53 260V261H52ZM85 260V261H84ZM94 260V261H93ZM105 260V261H104ZM109 260V261H108ZM222 260V261H221ZM248 260V261H247ZM26 261V262H25ZM44 261V262H43ZM46 261V262H45ZM96 261V262H95ZM144 261V262H143ZM149 261V262H148ZM155 261V262H154ZM221 263H220V262ZM224 261V262H223ZM148 262V263H147ZM159 262V263H158ZM84 263V264H85ZM123 264H128V263H123Z\"/></svg>",
    "mask_w": 264,
    "mask_h": 264
}]
</instances>
